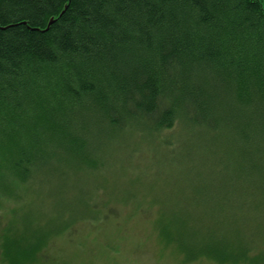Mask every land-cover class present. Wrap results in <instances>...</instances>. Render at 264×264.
<instances>
[{
    "label": "trees",
    "instance_id": "obj_1",
    "mask_svg": "<svg viewBox=\"0 0 264 264\" xmlns=\"http://www.w3.org/2000/svg\"><path fill=\"white\" fill-rule=\"evenodd\" d=\"M176 128L221 195L201 227L158 209L161 244L185 264H264V0H0V205H18L0 264H49L70 224L33 217L43 173L96 172L95 139Z\"/></svg>",
    "mask_w": 264,
    "mask_h": 264
},
{
    "label": "rangeland",
    "instance_id": "obj_2",
    "mask_svg": "<svg viewBox=\"0 0 264 264\" xmlns=\"http://www.w3.org/2000/svg\"><path fill=\"white\" fill-rule=\"evenodd\" d=\"M129 131L114 140L95 139L96 146L104 147L96 156L102 162L96 172L64 169L38 178L45 194L33 196V217L43 214L36 222L45 221L55 206L64 217L54 227L70 223L44 249L42 263L185 264L176 248L160 242L158 209L168 208L170 218L181 210L188 221L195 218L190 223L201 220L204 226L210 196L221 195L210 186L220 180L210 175L204 158L183 150L191 141L179 128L149 140ZM33 189L41 191L35 183ZM2 201L0 239L11 225L10 210L18 206L12 197Z\"/></svg>",
    "mask_w": 264,
    "mask_h": 264
}]
</instances>
